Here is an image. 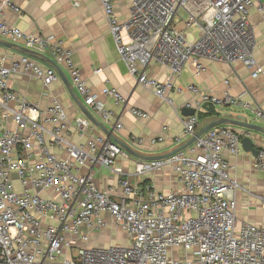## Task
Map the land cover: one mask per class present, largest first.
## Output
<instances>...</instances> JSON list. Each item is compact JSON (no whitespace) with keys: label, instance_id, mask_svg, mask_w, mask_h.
Returning a JSON list of instances; mask_svg holds the SVG:
<instances>
[{"label":"built area","instance_id":"obj_1","mask_svg":"<svg viewBox=\"0 0 264 264\" xmlns=\"http://www.w3.org/2000/svg\"><path fill=\"white\" fill-rule=\"evenodd\" d=\"M259 1L206 0L213 11L211 23L186 22L187 29L199 25L198 40L175 28V18L188 0H133L126 22L120 21L114 0L101 3L130 74L171 104L167 92L189 61L197 74L205 70L201 61L206 59L225 64L240 61L248 68L257 67L254 77L264 75V66H258L254 57L256 41L249 25L250 10ZM6 9L21 15L12 0H0V35L64 67L84 105L105 124L111 123L114 114L101 96L121 106L126 104L124 96L108 87L94 93L60 39L10 26L3 16ZM154 64L170 69L166 82L149 76L147 70ZM20 72L33 75L46 87L61 79L54 68L28 55L10 64L0 60V264H264V228L238 219V183L230 175L226 157L240 154L249 131L219 126L167 159L139 160L138 177L171 168L183 189L163 193L123 177L119 182L123 195L116 198L101 190L93 173L84 169H113L120 157L131 156L105 134L86 144L68 141L64 136L70 128L68 116L57 98L41 110L10 89V78ZM187 90L194 99L186 108L196 114L184 117L183 140L198 133L203 104L242 106L263 117L242 97L218 98L196 85H188ZM131 114L149 119L139 109H131ZM113 126L117 131L122 128L119 122ZM75 127L83 135L92 123L83 116L75 120ZM49 137L66 149L67 159L50 151ZM158 141L163 139L152 143ZM142 143L132 140L134 146ZM254 168L264 172V151L255 158ZM109 227L125 233L128 245L91 246L93 236Z\"/></svg>","mask_w":264,"mask_h":264},{"label":"crops","instance_id":"obj_2","mask_svg":"<svg viewBox=\"0 0 264 264\" xmlns=\"http://www.w3.org/2000/svg\"><path fill=\"white\" fill-rule=\"evenodd\" d=\"M12 2L21 10V15L6 9L3 16L10 26L26 33L53 35L60 39L64 48L72 53L76 67L81 71L88 87L94 93L101 94L102 90L108 87L117 89L124 96L126 104L123 106L117 105L108 97L101 96L107 109L114 114L109 124H105L96 112L89 110L100 123L113 132L114 139L121 141L141 155L147 157L168 155L190 140L182 138L185 117L182 110L194 99L187 90L188 85H196L202 91L218 98L242 97L255 110H260L263 117L257 116L254 110H247L242 106L220 107L210 104H203L199 114L204 116L214 112L218 115L217 118L228 115L234 118L244 116L247 117L249 123L264 129V75L253 76L257 67L248 68L240 61L225 64L203 59L201 62L205 70L197 74L195 64L189 61L184 65L181 74L175 78V87L167 92L172 100L170 104L158 97L152 90L141 86L130 74L116 49L101 0H12ZM114 4L120 21H128L131 17L133 0H114ZM189 5L188 1L186 9H182L186 16L185 20L181 18L183 29H178L176 24L181 9L175 18V28L179 32H185L190 37H194L191 29L195 28L197 32H200L199 25L187 29L186 22L190 19L200 24L208 22L205 14L210 11L213 18V11L209 9V6L204 8L197 6L196 10L192 8L188 11ZM249 25L256 41L255 60L258 66H264V0L257 2L250 10ZM0 41L10 43L1 35ZM24 55L17 47L0 46V60H4L6 64L18 61ZM32 58L43 66L52 67V59L49 56ZM61 68L71 82L66 69ZM99 69L101 72L95 73ZM147 72L150 77L161 82H166L171 73L169 68L155 64ZM9 86L12 91L37 105L41 110H46L51 106L52 100L57 98L68 116L70 128L68 134H64L68 141L76 145L86 144L92 137L105 134L93 124L86 134H79L75 127V120L83 117L84 114L72 99L62 79L46 87L33 75L20 72L12 75ZM77 95L84 104L83 98ZM133 108L148 113L149 119H139L133 116L131 114ZM217 118L200 120L199 130ZM118 122L122 124V128L117 131L113 125ZM250 134L257 147L263 152L264 134L256 132H250ZM159 138L163 141L152 143L153 140ZM133 139L141 140L142 145L134 146ZM49 149L61 159L68 158L66 149L52 142L50 137ZM226 157L231 165L230 175L238 183L236 192L238 219L264 228V172L254 168L256 157L245 152L243 148L238 156L226 154ZM138 161L132 156L130 158L120 157L113 169L95 166L85 168L84 172H92L97 186L116 198L123 195L119 185L123 177H131L134 182L142 183L141 187L149 184L163 193L179 192L183 189L171 168L154 172L148 178L138 177L135 174ZM107 230L111 231L114 228L109 227L99 235H94L91 246H98L96 239L101 238ZM121 234L126 237L125 233L121 232Z\"/></svg>","mask_w":264,"mask_h":264},{"label":"water","instance_id":"obj_3","mask_svg":"<svg viewBox=\"0 0 264 264\" xmlns=\"http://www.w3.org/2000/svg\"><path fill=\"white\" fill-rule=\"evenodd\" d=\"M0 46L3 47H17L19 48L23 54L28 55V56H32V57H38L37 55H35L33 52L18 47L14 44H10L8 42H3L0 41ZM52 68H54L58 74L60 75L62 81L64 82L66 88L68 89V92L70 93L72 99L74 100V102L76 103V105L78 106V108L82 111V113L84 114L85 117H87L90 122L97 126L98 128H100L107 136H110L114 139L113 136V132L109 131L107 129V127L100 123L90 112V110L80 101V99L78 98V95L72 85V83L68 80L67 76L65 75V73L63 72V69L61 68V66L56 65L53 61H52ZM182 114L185 117L188 116H194L196 114V110L193 108H184L182 110ZM219 126H234L237 128H242L245 129L249 132H256V133H260V134H264V129L254 125L252 123L248 122L247 117L244 116H237V117H233L232 115H228L227 117H222V118H217L209 123H207L205 126H203L198 133L192 137L189 141H187L183 146H181L180 148H178L177 150H175L174 152L168 154V155H164V156H158V157H147V156H143L140 153L136 152L135 150H133L131 147L125 145L124 143H122L121 141L114 139L116 144L119 145L120 147H122L130 156L141 160V161H157V160H164L167 159L179 152H182L184 150H186L188 147H190L192 144H194V142L199 139L200 137H202L203 135H205L208 131L219 127ZM242 148L244 149L245 152L247 153H251L254 157H258L261 153V150L257 147V145L255 144V140L251 137V134L248 135L247 137L243 138L242 140Z\"/></svg>","mask_w":264,"mask_h":264},{"label":"rangeland","instance_id":"obj_4","mask_svg":"<svg viewBox=\"0 0 264 264\" xmlns=\"http://www.w3.org/2000/svg\"><path fill=\"white\" fill-rule=\"evenodd\" d=\"M188 1L190 2V5L187 8L188 11H190L192 8H194L196 10L199 6H203V8L209 6V4L206 2V0H188ZM199 8H201V7H199ZM179 14L180 15L176 20V24H177L178 29H183V20H185V18H186L184 10L181 9ZM205 17H206V20L209 23H211L212 15H211L210 11H208L205 14ZM181 18H183V20H181ZM191 32L193 33L195 39L198 40L199 39V31L197 32V30H195V28H193V29H191ZM10 44H14V43L10 42ZM96 240H97L96 242H98L99 245H103L106 247L115 246V245H120V246L128 245L127 237H125L123 234H121L120 231H117L115 229L111 230V231L107 230L101 238H98Z\"/></svg>","mask_w":264,"mask_h":264},{"label":"trees","instance_id":"obj_5","mask_svg":"<svg viewBox=\"0 0 264 264\" xmlns=\"http://www.w3.org/2000/svg\"><path fill=\"white\" fill-rule=\"evenodd\" d=\"M218 115H216L214 112L210 113V114H206V115H202V114H199L198 113V118L199 120H207V119H210V118H217Z\"/></svg>","mask_w":264,"mask_h":264}]
</instances>
